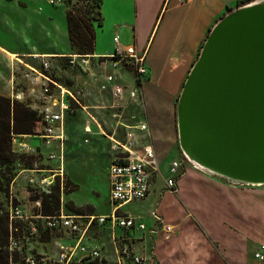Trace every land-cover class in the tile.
Returning a JSON list of instances; mask_svg holds the SVG:
<instances>
[{"label":"crops","instance_id":"1","mask_svg":"<svg viewBox=\"0 0 264 264\" xmlns=\"http://www.w3.org/2000/svg\"><path fill=\"white\" fill-rule=\"evenodd\" d=\"M2 1L13 3L10 7L0 8V95L10 97L13 92H18L22 82H26L23 74L28 72L27 67L39 68L41 62L47 60L53 69V62L77 54L71 49L67 10L63 6L52 5L47 0ZM239 2L102 1V25L96 27L92 56L113 55L115 37L123 46L134 45L140 53L146 51L149 74L142 83L143 107H140L141 113L136 112L139 108H130L127 114L135 112L138 119H143L145 114L163 179L160 181L156 176L144 200L132 202L121 209V213L145 222L146 232L135 230L133 238L127 239L124 230L109 224L94 225L89 229L83 243L100 250L103 264L106 257L102 248L89 241V233L94 227L110 231L113 264H133L132 256L143 257L146 264H264L255 257L257 253L264 254V189L228 185L219 178L202 173L184 161L176 146V104L184 81L210 29ZM59 7L64 8L60 19L56 13ZM2 10L6 12L2 14ZM128 33L132 34L133 40L129 44L123 43V40H128L125 38ZM11 59L23 64H12ZM96 61L92 60L93 71L99 70ZM20 66L26 69L21 72ZM129 71L120 81L129 83L127 86L130 87L134 73ZM77 80H81L83 86V95L80 96L83 109L89 112L102 108L88 103L93 92L102 94L97 92V85L91 84V76L79 75ZM105 94L107 98L110 96ZM32 101L31 107L38 110L35 97L29 98L28 102ZM95 120L92 122L87 117L86 124L80 129L81 134L102 136L100 129L109 132L97 118ZM86 127L91 131H86ZM179 161L182 164L178 170L180 176L176 178V186L172 190L167 187L166 179L169 178L172 163ZM109 191L110 183L108 199ZM11 192L12 198L18 202L17 207H24L26 197L18 191L17 185L13 184ZM110 213L111 209L104 215ZM165 225L173 227L168 238L163 229ZM62 232L70 237L65 245L75 242L74 237L66 231ZM123 247L130 249V258L120 255Z\"/></svg>","mask_w":264,"mask_h":264},{"label":"built area","instance_id":"2","mask_svg":"<svg viewBox=\"0 0 264 264\" xmlns=\"http://www.w3.org/2000/svg\"><path fill=\"white\" fill-rule=\"evenodd\" d=\"M47 1L52 5H58L63 4L66 0ZM114 43L116 45L115 53L109 57L94 58L92 55H72L68 57L67 64L71 68H80L83 72H88L95 82H99V91L109 93L111 98L109 109L113 111L114 128L111 132L100 129L101 135L110 142L112 154L108 170L111 213L97 216L65 215L63 211L53 216L38 214L37 218L44 221L47 231H66L75 238L73 244L61 246L57 264H103L100 250L97 247H89L83 243L87 232L94 225L104 226L109 224L113 228H121L125 231L127 239L133 238L135 230L145 232L148 230L146 223L141 219L121 213V209L125 205L144 200L150 192L152 180L161 174L145 114L142 115L143 119H138L135 114H127L130 108L143 107L142 83L149 74L146 51L140 53L134 45L123 46L118 37L114 38ZM93 59H97L95 63L99 68L97 71H93ZM11 62L12 64H23L13 59H11ZM129 64L132 65L134 73L133 85L130 87L121 84L120 78L122 75H119L120 70L126 68ZM107 66L109 68L108 72L104 70ZM27 68L28 72L23 74V78L27 83V90L13 92L10 97L16 101H23L25 96H28V98L35 97L36 102L39 104L37 111L42 133L31 137L42 140L48 146H51L52 143L58 144L59 152L50 153L48 159L59 163V169H56L55 173L63 177L64 148L67 140L66 115L70 111L68 98L78 104H80V101L52 77L50 61H42L39 68ZM84 110L90 121L96 122L95 118L86 109ZM85 129L88 132L91 131L89 127ZM17 141L21 152L35 151V148H31L26 142ZM181 165L180 161L172 163L169 169V178L166 179V185L169 189H175L176 178L180 176L178 170ZM23 217L19 209H15L11 213L12 219ZM24 218L27 219L28 217L25 216ZM163 229L167 234L166 238L173 232V227L168 225H165ZM32 230L36 232L37 228L32 225ZM120 255L130 258V249L123 247ZM255 257L260 261H264L262 253H257ZM132 261L133 264H146V260L141 256H132ZM26 262L28 264H38L37 261L35 262L31 258H27Z\"/></svg>","mask_w":264,"mask_h":264},{"label":"water","instance_id":"3","mask_svg":"<svg viewBox=\"0 0 264 264\" xmlns=\"http://www.w3.org/2000/svg\"><path fill=\"white\" fill-rule=\"evenodd\" d=\"M185 161L232 186H264V0L210 29L176 105Z\"/></svg>","mask_w":264,"mask_h":264},{"label":"rangeland","instance_id":"4","mask_svg":"<svg viewBox=\"0 0 264 264\" xmlns=\"http://www.w3.org/2000/svg\"><path fill=\"white\" fill-rule=\"evenodd\" d=\"M251 1L253 0H245L243 3L238 4V6L245 5ZM97 2L96 0H66L63 4L58 5L63 6L67 11L69 9H81V12L85 15L90 12L93 20H96L98 19L99 11ZM11 4L13 3H6L0 0V8L4 6L10 7L12 6ZM64 8L59 7L57 9L56 13L58 19H60V17L62 18V10ZM4 12L6 11L2 10V14ZM163 14L164 11L162 12V15ZM94 23L96 25V21H94ZM0 32H2V30H0ZM125 38L128 40H123V43L129 44L133 40L131 33H128ZM73 53L75 54V52ZM67 61V59H60L53 62L54 68L52 69V76H54V79L60 85L73 93L82 103L80 96L83 95V86H81V80H77V78L79 75L85 76L89 73H84L80 68H71L67 64ZM20 68L21 72L26 69L21 66ZM108 69L107 66L104 70L108 72ZM129 70L133 71L131 64L126 68H122L119 75H122L124 79V77L128 75L127 72ZM91 84L93 86H98L99 82H95L92 78ZM121 84L129 85V83L125 84L122 82ZM25 90H27V83L22 82L18 91ZM97 92H100L99 89ZM9 98L11 99V97ZM110 100V96L107 98V94L103 92L101 96L93 92L88 101L90 105L102 107L99 110H89V112L92 116L97 118L109 132L114 128V119L112 118L113 111L109 109ZM28 101V96H25L24 100L21 102L28 103L31 107L33 101L30 103ZM83 110V107L82 110L78 108L75 113L69 114L66 120L65 129L67 140L64 148L63 177L55 173V170L59 169V163L48 159L50 153L59 152L57 143H52L51 146H48L43 143L42 140L31 136H29V138L14 136L13 139V149L19 155L32 157V164L29 167L26 166L25 163L29 161L28 158L24 159V161L17 162V174L10 188L12 190L13 184L17 185L18 191L26 197L24 207L11 208V212H14L15 209H19L24 217H28L27 219L24 217L16 219L22 224L23 232L19 240L12 241V245L14 248L17 247L19 251L26 253L27 258H31L35 260V262L37 261L36 263L57 264L61 246L65 245V242H68L70 239V237L63 232L54 231L50 233L45 229L44 221L37 218L38 214H41L43 209L42 201L49 207L56 206L54 199L51 198V192L54 186L57 184L60 186L59 211H63L65 215L97 216L107 214L111 209L108 199V164L112 156L110 142L103 136L81 134L80 129H82L87 122V116L85 115V110ZM136 112L141 113L140 108ZM36 133H42L40 123L36 127ZM17 140L26 142L31 148H35V151H29L28 153L21 152ZM176 146L179 148L178 138L176 140ZM164 172H166L165 168ZM158 178L160 181L163 180L160 175ZM67 181L70 182L68 188H66ZM250 187L264 189V186ZM76 209H80L82 212L76 213ZM32 225L37 228L36 232H33ZM109 240L110 231L106 228L94 227L89 233V241L102 248L103 254L106 257L104 264L114 263V253L110 250Z\"/></svg>","mask_w":264,"mask_h":264},{"label":"trees","instance_id":"5","mask_svg":"<svg viewBox=\"0 0 264 264\" xmlns=\"http://www.w3.org/2000/svg\"><path fill=\"white\" fill-rule=\"evenodd\" d=\"M99 7L98 19L93 20L91 13L83 14L81 9H69L67 11V30L71 49L77 55L91 56L95 50L96 27L102 25L101 4L103 0H96ZM245 0H240L243 3ZM96 21V25L94 23ZM203 45V44H202ZM199 54V53H198ZM68 60V57L65 58ZM70 111L66 115L75 113L80 104L68 98ZM177 105V104H176ZM40 122L39 113L29 104L12 100L0 95V264H28L26 253L13 247L12 241L19 240L22 235V224L11 218V208L17 207L18 203L12 198L10 188L16 177V164L28 158L25 164L31 166L32 157L19 155L13 149L14 136H35L36 127ZM70 182H66V188ZM51 198L56 203L55 207L43 204L42 216H53L59 213L60 186L53 187ZM81 213L80 209L75 210ZM41 264V263H38Z\"/></svg>","mask_w":264,"mask_h":264},{"label":"bare ground","instance_id":"6","mask_svg":"<svg viewBox=\"0 0 264 264\" xmlns=\"http://www.w3.org/2000/svg\"><path fill=\"white\" fill-rule=\"evenodd\" d=\"M13 58H15V56H12Z\"/></svg>","mask_w":264,"mask_h":264}]
</instances>
